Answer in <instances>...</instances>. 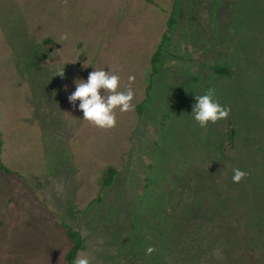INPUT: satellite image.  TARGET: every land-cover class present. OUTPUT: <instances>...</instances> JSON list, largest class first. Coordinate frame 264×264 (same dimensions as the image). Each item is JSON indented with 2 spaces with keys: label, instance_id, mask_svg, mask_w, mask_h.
I'll use <instances>...</instances> for the list:
<instances>
[{
  "label": "rangeland",
  "instance_id": "374dc122",
  "mask_svg": "<svg viewBox=\"0 0 264 264\" xmlns=\"http://www.w3.org/2000/svg\"><path fill=\"white\" fill-rule=\"evenodd\" d=\"M0 34V264H64L62 222L90 264H264V0H0ZM94 68L135 93L110 129L67 99Z\"/></svg>",
  "mask_w": 264,
  "mask_h": 264
},
{
  "label": "clouds",
  "instance_id": "9594fccd",
  "mask_svg": "<svg viewBox=\"0 0 264 264\" xmlns=\"http://www.w3.org/2000/svg\"><path fill=\"white\" fill-rule=\"evenodd\" d=\"M60 75H63V71ZM128 79L131 83L135 77L129 76ZM74 84L75 90L67 97L69 103L76 110L82 111L83 120L96 127L103 129L115 127L117 109L120 112H128L134 107L132 103L134 91L130 86L126 90H120V77L111 70L95 69L86 79L76 78ZM65 89L67 90V86ZM215 95V90L211 88L204 94L194 95L191 116L201 128H206L209 123H216L228 116L229 110L219 103ZM247 175L248 173L241 169H233L232 182L239 183ZM153 251H155L153 248L147 250L148 254ZM73 264H90V260L87 256L78 254Z\"/></svg>",
  "mask_w": 264,
  "mask_h": 264
},
{
  "label": "trees",
  "instance_id": "16d2710c",
  "mask_svg": "<svg viewBox=\"0 0 264 264\" xmlns=\"http://www.w3.org/2000/svg\"><path fill=\"white\" fill-rule=\"evenodd\" d=\"M173 25H174V19L173 17H171L169 18L166 24V30L162 35L161 41L159 43V47L151 58V73H150L149 84L147 85V88H146L145 100L149 98V93L152 88V79L157 73L156 64L159 61V58L161 55L160 52H161L162 45L169 39L168 32ZM211 70L213 71L215 75H222V76L229 75V71L225 67L213 66ZM232 135L233 134L231 133L229 136L230 142L232 140ZM2 149H3V140H2L1 130H0V172L4 174H16L15 172L11 171L9 168H7L3 164L2 159H1ZM115 175H116L115 169L113 167H108L101 181V188L104 189L106 187H109L113 183ZM61 224L65 231L66 237L70 243L69 249L64 256V264H73V260L77 257L78 253L85 249L84 239L82 238L78 230L74 229L73 227L69 225H66L63 222Z\"/></svg>",
  "mask_w": 264,
  "mask_h": 264
},
{
  "label": "crops",
  "instance_id": "0c3cea01",
  "mask_svg": "<svg viewBox=\"0 0 264 264\" xmlns=\"http://www.w3.org/2000/svg\"><path fill=\"white\" fill-rule=\"evenodd\" d=\"M0 40H2V36H1V34H0Z\"/></svg>",
  "mask_w": 264,
  "mask_h": 264
}]
</instances>
